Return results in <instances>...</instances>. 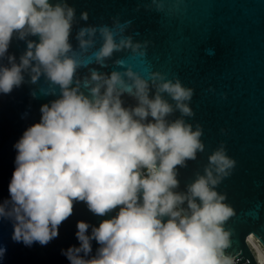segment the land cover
Instances as JSON below:
<instances>
[{"label": "clouds", "instance_id": "9594fccd", "mask_svg": "<svg viewBox=\"0 0 264 264\" xmlns=\"http://www.w3.org/2000/svg\"><path fill=\"white\" fill-rule=\"evenodd\" d=\"M74 15L66 3L0 0V58L14 35L38 37L27 41L19 63L9 56L10 66L0 65V94L20 87L27 72L33 84L43 76L49 88L41 94L55 97L13 145L8 197L0 199V219L12 223V240L46 246L58 238L74 204L83 202L103 219L98 225L77 221L78 245L61 250L69 264H234L224 253L229 233L223 224L235 213L216 189L236 161L223 144L187 191H176L178 168L205 148L202 128L183 118L193 115L187 103L193 89L158 73L150 84L130 67L110 74L93 69L81 80L76 72L85 65L70 42ZM81 18L87 20V12ZM97 31L103 43L93 56L101 66L115 51L140 48L131 37L117 41L105 25L79 29L81 50ZM125 93L135 105H125ZM177 110L181 116L169 120ZM6 251L0 245V260Z\"/></svg>", "mask_w": 264, "mask_h": 264}, {"label": "water", "instance_id": "95a60500", "mask_svg": "<svg viewBox=\"0 0 264 264\" xmlns=\"http://www.w3.org/2000/svg\"><path fill=\"white\" fill-rule=\"evenodd\" d=\"M50 3H66L75 10L70 42L74 55L85 65L76 72L81 80L90 78L93 69L110 74L114 70L123 73L130 67L150 84L158 73L165 80L179 79L185 87L193 89L187 102L193 115L183 118L193 128L197 125L202 128L205 148L195 160L178 168L176 191L186 192L197 174H203L208 156L223 144L236 161L231 174L216 189L226 196L224 202L235 213L223 224L229 233V246L224 253L233 257L234 264H257L245 238L252 233L264 246V0H50ZM84 12L87 20L81 18ZM105 25L117 41L131 37L140 48L136 52L130 48L115 51L105 60V66L96 63L93 53L103 43L99 31L86 51L79 48L76 35L81 27L99 29ZM28 40L38 37L22 40L14 35L0 65L10 66L9 56L19 63ZM118 60L124 64H117ZM24 75L20 87L10 94H0V199L8 197V183L15 167L14 143L27 126L40 119V106L55 98L41 94L42 89L49 88L43 76L33 84L29 74ZM156 81L159 82V77ZM33 91L35 98L31 95ZM122 99L126 106L136 103L126 93ZM180 116L177 110L168 119ZM101 219L85 203H75L72 216L60 226L58 238L46 246L34 243L30 247L14 242L12 223L0 219V245L7 249L0 264H69L61 250L78 245L77 221L98 225ZM92 246L95 254L98 247L95 241Z\"/></svg>", "mask_w": 264, "mask_h": 264}, {"label": "built area", "instance_id": "2783aa9c", "mask_svg": "<svg viewBox=\"0 0 264 264\" xmlns=\"http://www.w3.org/2000/svg\"><path fill=\"white\" fill-rule=\"evenodd\" d=\"M249 234L246 236L245 241L249 249L251 250L253 257L255 258L256 263L259 264V261H258L259 251H256V249L261 250V252L264 254V246L260 243V241L255 236H253L252 239H250Z\"/></svg>", "mask_w": 264, "mask_h": 264}, {"label": "bare ground", "instance_id": "6f19581e", "mask_svg": "<svg viewBox=\"0 0 264 264\" xmlns=\"http://www.w3.org/2000/svg\"><path fill=\"white\" fill-rule=\"evenodd\" d=\"M253 236H254V235H253L252 233L249 234V238H250V239H252ZM257 253H258V252H257ZM258 256L264 258V254L261 252V250H259V254H258Z\"/></svg>", "mask_w": 264, "mask_h": 264}]
</instances>
